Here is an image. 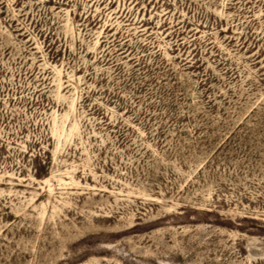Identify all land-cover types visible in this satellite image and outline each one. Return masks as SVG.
<instances>
[{
  "label": "rangeland",
  "instance_id": "374dc122",
  "mask_svg": "<svg viewBox=\"0 0 264 264\" xmlns=\"http://www.w3.org/2000/svg\"><path fill=\"white\" fill-rule=\"evenodd\" d=\"M0 264H264V0H0Z\"/></svg>",
  "mask_w": 264,
  "mask_h": 264
}]
</instances>
